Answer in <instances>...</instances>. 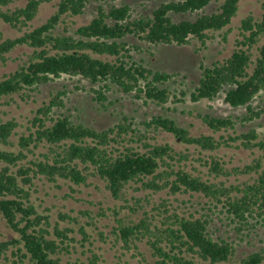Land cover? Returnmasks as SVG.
Masks as SVG:
<instances>
[{
  "label": "trees",
  "instance_id": "trees-1",
  "mask_svg": "<svg viewBox=\"0 0 264 264\" xmlns=\"http://www.w3.org/2000/svg\"><path fill=\"white\" fill-rule=\"evenodd\" d=\"M19 1L0 0V19L21 32L34 20L40 5L50 0H28L24 7L9 8ZM143 1L160 4L150 14H135L131 6H115L107 0H60L43 24L1 41L2 65L16 48L27 47L31 53L14 72L0 77V101L14 95L27 99L40 85L68 76L87 80L92 85L89 92L93 102L103 109H107L111 86L125 94L135 93L136 98L143 96L145 102L166 104L171 96L167 84L177 74L153 71L134 60L131 52L141 50L140 46H129L124 39L134 37L156 47L184 46L192 40L205 45L210 34L231 24L242 0ZM91 2L98 4L94 17L69 35L66 19L84 14ZM212 3L219 5L207 12ZM261 11L259 19L247 16L241 21V39L230 57L201 67V78L190 95L192 102L222 95L230 107L246 109L237 119L197 114L212 135L193 136L174 120L162 116L144 121L142 129L123 117L114 126L97 130L60 112L65 107V92H58L39 107L30 121L29 133L19 137L17 151L0 148V219L10 230L0 241V264H82L63 259L70 253L66 241L72 231L52 226L49 215L38 212L31 196L36 193L38 180L66 182L72 189L88 186L96 178L105 183L114 199L125 202L121 209H127L129 215L117 220L112 233L126 248L136 246L135 242L145 243L152 264H233L234 247L213 237L209 215L169 213L165 201L150 213L140 204L141 199L133 198L135 204L129 205L125 194L131 185H138L136 192L196 194L215 208L221 206L238 226L237 231L252 227L251 221L264 222V137L260 138L255 129L236 131L237 124L264 116V103L252 105L254 97L264 92V41L258 46L264 39V0ZM60 25H64L63 33L58 32ZM253 47L257 51L254 59ZM17 127L13 119L3 121L0 117V145H14L11 137ZM158 132L171 134L182 144L203 151L235 146L257 150L260 155L243 168H226L214 155L201 158L207 168L203 179L186 170V153L157 142ZM220 132L227 135L217 138L215 135ZM40 147L45 151L28 159ZM232 175L249 177L238 185L219 180ZM133 217L138 218L132 220ZM89 264H98L97 255L89 259ZM239 264H264V251L247 255Z\"/></svg>",
  "mask_w": 264,
  "mask_h": 264
},
{
  "label": "rangeland",
  "instance_id": "rangeland-1",
  "mask_svg": "<svg viewBox=\"0 0 264 264\" xmlns=\"http://www.w3.org/2000/svg\"><path fill=\"white\" fill-rule=\"evenodd\" d=\"M60 0H50L48 3L40 5L34 20L29 23V27L21 32L12 28L0 19V42L5 39H14L21 36L25 31L32 30L43 24L56 10ZM179 1V0H174ZM28 0H21L9 6L24 7ZM109 4L121 6L127 4L131 6L135 14H150L160 4L159 2H146L143 0H107ZM262 0H242L236 16L231 24L222 30L210 34L205 45L197 40H192L188 45H160L148 46L134 37L124 39L129 46H140L139 51L133 50L132 57L136 61H141L142 65L153 71L176 73L177 77L167 84L171 92L170 100L163 105H158L150 101L145 102L144 98H136L135 93L125 94L117 87L111 86L107 93L108 101L105 103L107 109L101 108L93 102L89 90L92 85L81 77L61 76L47 84L40 85L37 90L29 93L30 97L25 99L20 95L0 101V117L3 121L13 119L18 127L11 137L13 146H2L0 148L17 151V142L21 135H27L30 121L35 115V111L44 103H47L52 96L58 92H65L63 96L65 107L60 111L65 116H70L74 121L87 126L104 130L114 126L123 117L129 118L135 126L142 129V123L154 116H162L174 120L177 125L186 128L191 135L199 136L212 135V132L204 125L197 114H210L215 117L237 119L246 113L245 107L232 108L223 100V96L213 100H201L192 102L190 95L201 78V67L210 66L214 61H222L231 56L236 49V42L241 39V21L247 16L254 19L261 17ZM219 3H212L206 9L213 12ZM98 4L91 2L84 14L67 18L66 25H69L68 34L73 35L77 27L85 25L91 21L95 15ZM181 18H190L181 16ZM59 33L64 32V25H60ZM258 44L260 46L262 42ZM253 59L257 55L256 48H252ZM31 53L27 47L16 48L9 54V61L0 64V77L14 72L18 65L22 64ZM264 103V92L256 95L252 105L257 107ZM243 125V126H242ZM237 124V132H247L255 129L260 136L264 137V116L249 123ZM228 133H232L229 131ZM226 133H218L215 136ZM159 144H169L176 151H181L188 155L185 162L186 170L193 175H200L203 179L207 177V168L203 167L202 159H208L209 155H214L220 162H224L226 168L241 167L250 165L252 160L260 153L257 150H246L244 148L220 147L217 151H203L193 145H185L175 139L171 134L158 132L156 135ZM237 145V144H236ZM43 148L35 150V155L28 159L38 157ZM249 176L232 175L228 178H220L226 185H238L248 180ZM138 186V185H137ZM135 185L127 188L125 198L129 205H134L135 199H141L140 204L145 205V209L151 213V209L159 206L163 201L169 208V213L194 215L201 217L209 215V230L215 239L222 238L232 243L235 255L234 263L239 264L247 255L264 251V222L253 223L252 227L244 226L241 231H237V225L227 216L221 206L215 208L207 200L196 194H175L171 195L167 190L152 193L148 191H134ZM73 187V186H72ZM31 199L42 215H49L52 226L58 225L59 229H70L68 232L69 255H63L64 260L78 261L82 264H89V259L95 254L98 264H152L149 248L145 243L135 242L126 248L122 241L112 232L117 227L118 219H126L129 215L127 209H121L125 205L123 199L116 200L105 188V183L100 179H92L88 186H74L72 189L69 183L59 181L55 184L46 181H36V193L32 192ZM147 200L149 201L146 204ZM210 208V210H209ZM154 215L156 212H153ZM138 215H141L139 213ZM140 217V216H138ZM136 217V218H138ZM136 218H131L136 219ZM10 230L5 222L0 219V241H3ZM85 233V236L82 234ZM70 239H73L72 241ZM20 264H28L27 261Z\"/></svg>",
  "mask_w": 264,
  "mask_h": 264
}]
</instances>
